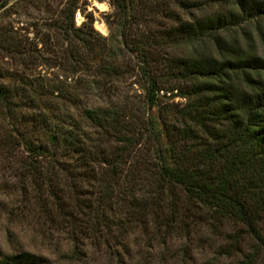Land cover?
<instances>
[{
	"label": "trees",
	"instance_id": "16d2710c",
	"mask_svg": "<svg viewBox=\"0 0 264 264\" xmlns=\"http://www.w3.org/2000/svg\"><path fill=\"white\" fill-rule=\"evenodd\" d=\"M53 1L20 3L29 16V5ZM79 1L47 6L46 30L33 23L36 42L0 26V54L14 63L0 64L8 121L0 159L20 176L29 214L76 237L114 220L151 218L188 233L234 226L230 251L243 252L250 236L257 246L243 264H256L264 251V58L177 50L207 41L224 49L223 33L264 16V0H111L110 36L93 16L77 25ZM40 43L63 74L38 70ZM134 75L143 98L126 89ZM46 263L31 251L0 252V264Z\"/></svg>",
	"mask_w": 264,
	"mask_h": 264
},
{
	"label": "rangeland",
	"instance_id": "374dc122",
	"mask_svg": "<svg viewBox=\"0 0 264 264\" xmlns=\"http://www.w3.org/2000/svg\"><path fill=\"white\" fill-rule=\"evenodd\" d=\"M4 1H8V4L0 6V26H14L17 32L29 35L35 42L39 40L36 37L39 29L34 28L33 23L43 26L42 29L45 31L47 27L45 18L51 17L46 13V7L54 12L58 2L63 1L64 4L67 2L54 0L53 3L44 6L29 5L31 15L28 16L25 14L24 4L20 3L21 0H0V4ZM79 2L81 8L76 14L78 26L93 16L95 29L103 36H110L113 28L117 29L114 21L116 9L111 0ZM223 38L226 41L224 49L214 41H207L190 49L182 47L177 53L191 54L196 51L201 55H216L219 58H223L224 55L234 58L251 56L264 58V16L233 27L223 33ZM34 45L35 54L40 56L38 70L50 76L63 74L56 67L55 61H46L42 57L51 56L45 53L42 43ZM122 62L134 65L136 59L124 54ZM0 64L11 67L14 63L9 61L6 54H0ZM262 76L264 78V73ZM138 79L137 75L128 77L126 89L129 90L130 96L143 98L145 93L137 83ZM169 98L164 97L163 101L181 106L188 103L186 98L179 96ZM2 113L0 110L1 132L8 127V121ZM3 165L0 159V199L5 202L3 205L5 210L0 211L2 254L31 251L45 258L46 264H243L247 261L245 253L253 254L257 246V242L248 236L240 244L243 252L230 251L231 241L228 234L235 230L234 226L224 227L221 234L215 233L210 227H198L188 233L186 229L173 230L164 225L160 226L151 218L143 222L114 220L105 227L101 225L89 235L79 234L76 237L30 215L28 207L22 202V197L17 191L20 176L3 171ZM256 264H264V251L259 253Z\"/></svg>",
	"mask_w": 264,
	"mask_h": 264
}]
</instances>
